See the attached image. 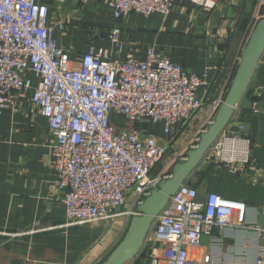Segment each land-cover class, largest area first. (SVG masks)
<instances>
[{
    "label": "built area",
    "instance_id": "2783aa9c",
    "mask_svg": "<svg viewBox=\"0 0 264 264\" xmlns=\"http://www.w3.org/2000/svg\"><path fill=\"white\" fill-rule=\"evenodd\" d=\"M81 1L87 5L94 0ZM223 1L190 0L207 11ZM104 2L117 22L110 31L114 47L90 46L76 64L57 46L48 26L50 5L62 6L66 0H0V116L32 92L29 102L48 120L52 132L53 167L57 186L65 192L69 226L107 220L128 196H136L139 206L157 189L161 178L152 177V171L164 159L167 143L149 135L144 124L163 123L164 133L171 135L178 123L203 106L197 91L209 86L154 47L145 60L132 55L125 61L114 58L124 50L118 23L125 16H168L176 0ZM58 28L64 31L65 24ZM256 80L254 73L248 87ZM255 87L262 96V87ZM222 103L215 104V113ZM251 111L261 114L264 108L253 103ZM113 116L125 118L127 125L115 127ZM237 117L236 109L230 124ZM238 128L236 134L226 129L205 156L234 174L244 173L250 163V139L244 125ZM199 141L197 137L194 147ZM198 195L188 183L180 187L139 256H147L150 264H230L216 261L212 254L198 257L191 252L212 237L214 228H233V218L247 205L214 193L201 202Z\"/></svg>",
    "mask_w": 264,
    "mask_h": 264
},
{
    "label": "crops",
    "instance_id": "0c3cea01",
    "mask_svg": "<svg viewBox=\"0 0 264 264\" xmlns=\"http://www.w3.org/2000/svg\"><path fill=\"white\" fill-rule=\"evenodd\" d=\"M263 17L264 0H224L214 11L176 0L168 16L128 14L118 23L124 50L115 59L125 61L132 55L145 60L154 47L160 56L209 82L197 91L203 106L178 123L171 135L164 133L163 123L144 124L149 135L167 143V153L152 177L168 178L171 168L186 159L195 139L214 122V106L225 100L244 49ZM60 23L65 24L64 31L59 30ZM115 25L104 0L50 5L48 26L57 46L76 64L90 46L113 49L110 31ZM255 75L262 96L255 86L248 87L236 107L237 122L227 127L231 134L238 133L239 123L246 128L251 142L246 171L234 174L204 159L188 180L198 189L201 202L214 193L246 204L247 210L235 215L233 228H214L212 237H205L191 252L198 257L212 254L216 261L230 264H264V113L251 111L253 103L264 108V52ZM31 93L0 116V264H101L128 230L132 217L126 213L134 196H128L107 220L69 226L65 192L57 186L53 167L52 132L48 120L31 106ZM112 120L117 128L127 125L121 116ZM128 264H150V259L138 256Z\"/></svg>",
    "mask_w": 264,
    "mask_h": 264
},
{
    "label": "water",
    "instance_id": "95a60500",
    "mask_svg": "<svg viewBox=\"0 0 264 264\" xmlns=\"http://www.w3.org/2000/svg\"><path fill=\"white\" fill-rule=\"evenodd\" d=\"M263 52L264 17L257 23L250 36L232 84L214 122L202 133L197 146L188 151L186 159L175 164L171 175L162 179L158 188L153 190L137 207V214L132 217L124 238L101 264H128L139 256L149 234L159 225L158 217L171 197L182 185L188 183L190 176L205 159L212 145L229 126Z\"/></svg>",
    "mask_w": 264,
    "mask_h": 264
},
{
    "label": "rangeland",
    "instance_id": "374dc122",
    "mask_svg": "<svg viewBox=\"0 0 264 264\" xmlns=\"http://www.w3.org/2000/svg\"><path fill=\"white\" fill-rule=\"evenodd\" d=\"M137 198H136V196L134 197V199H133V201H132V204H131V206H130V211H132V213H136L137 212ZM129 216H131V217H133V215H129Z\"/></svg>",
    "mask_w": 264,
    "mask_h": 264
},
{
    "label": "trees",
    "instance_id": "16d2710c",
    "mask_svg": "<svg viewBox=\"0 0 264 264\" xmlns=\"http://www.w3.org/2000/svg\"><path fill=\"white\" fill-rule=\"evenodd\" d=\"M248 93H249V95H251V94H252V90H249ZM173 167H174V166H173ZM173 167H172L171 170H170V175H171V172H172Z\"/></svg>",
    "mask_w": 264,
    "mask_h": 264
}]
</instances>
